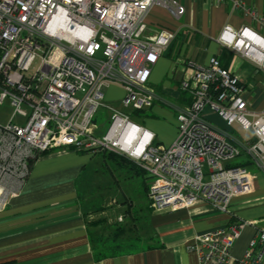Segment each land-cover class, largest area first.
Segmentation results:
<instances>
[{
	"label": "built area",
	"instance_id": "2783aa9c",
	"mask_svg": "<svg viewBox=\"0 0 264 264\" xmlns=\"http://www.w3.org/2000/svg\"><path fill=\"white\" fill-rule=\"evenodd\" d=\"M201 1L230 2L255 20L259 30L225 25L216 41L264 73V19L243 0ZM154 7L175 19L186 11L179 0H0V105L8 100L13 109L0 125V211L22 192L41 155L58 149L113 153L144 172L153 211L203 203L230 217L228 225L188 245L198 264H264V230H256L240 259L230 256L243 227L252 225L236 219L231 201L251 191L254 175L228 164L244 155L264 174V111L248 108L238 77L215 56L205 66L180 59L173 69L181 73L178 90L187 103L174 107L176 137L167 147L131 120V112L166 104L148 79L177 33L144 35ZM111 85L124 92L118 107L104 97ZM100 110L108 115L105 130L97 123ZM211 115L224 129L213 126ZM234 124L251 138L235 136Z\"/></svg>",
	"mask_w": 264,
	"mask_h": 264
},
{
	"label": "crops",
	"instance_id": "0c3cea01",
	"mask_svg": "<svg viewBox=\"0 0 264 264\" xmlns=\"http://www.w3.org/2000/svg\"><path fill=\"white\" fill-rule=\"evenodd\" d=\"M243 1L264 19V0ZM179 2L186 9L180 19L162 7H154L144 23L145 36L158 29L177 33L167 52L151 67L148 79L150 87L166 104L155 103L142 111L143 126L165 147L176 137L174 107L187 103L186 96L178 90L181 73L173 69L180 59L205 66L211 57H217L245 87L248 108L264 111V73L216 41L225 25L236 30L243 25L259 30L255 20L233 10L230 2ZM104 97L118 107L124 92L120 86L111 85ZM94 158L90 153L58 149L33 161L22 192L0 211V264H198L188 245L197 235L230 222V217L203 203L178 211H153L147 202L152 242L128 253L97 260L91 245V222L104 223L106 217L95 218L100 208L91 205L94 201L82 202L80 197L82 175ZM249 171L254 175L251 191L231 201L236 219L252 224L245 225L235 240L230 251L234 260L246 252L256 230H264V174L253 166Z\"/></svg>",
	"mask_w": 264,
	"mask_h": 264
},
{
	"label": "rangeland",
	"instance_id": "374dc122",
	"mask_svg": "<svg viewBox=\"0 0 264 264\" xmlns=\"http://www.w3.org/2000/svg\"><path fill=\"white\" fill-rule=\"evenodd\" d=\"M13 109L9 101L0 105V125L9 120ZM142 113L131 112V120L143 126ZM107 113L100 110L97 123L105 130L108 126ZM13 121H23L15 116ZM213 126L224 129L225 125L215 115L209 117ZM235 136L241 139L251 138L250 131H242L232 125ZM139 168L127 158L113 154H96L82 175L80 197L82 202L94 201L98 207L95 218L105 221H92L91 237L96 242H103L110 251L131 252L152 242V233L147 225V191ZM206 170V167H203ZM94 219V218H93ZM97 246V245H96Z\"/></svg>",
	"mask_w": 264,
	"mask_h": 264
},
{
	"label": "trees",
	"instance_id": "16d2710c",
	"mask_svg": "<svg viewBox=\"0 0 264 264\" xmlns=\"http://www.w3.org/2000/svg\"><path fill=\"white\" fill-rule=\"evenodd\" d=\"M134 113L135 114H140V113H142V111L134 112ZM228 166L229 167H244V168H247L248 170H250V167L252 166V163L248 160V158L246 156L241 155L239 158L234 160L232 163L228 164ZM138 170L141 173H143L142 174L143 183H144L146 191H147L148 188H147V182H146V179H145V174H144V172L141 169H138ZM147 201H148V199H147ZM148 207L150 208L149 201H148ZM91 245H92V250L94 252L95 258L97 260L105 259V258H108V257H114V256H117V255L122 254V253H128V252L110 251L108 249L109 246H106V244H103V242H99V241L95 243L92 240V237H91Z\"/></svg>",
	"mask_w": 264,
	"mask_h": 264
}]
</instances>
